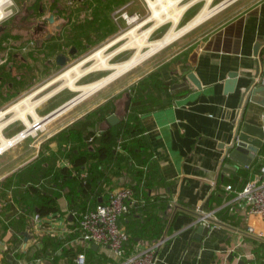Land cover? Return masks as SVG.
Returning <instances> with one entry per match:
<instances>
[{"label":"crops","instance_id":"crops-1","mask_svg":"<svg viewBox=\"0 0 264 264\" xmlns=\"http://www.w3.org/2000/svg\"><path fill=\"white\" fill-rule=\"evenodd\" d=\"M84 1L90 5L77 11L76 27L66 29L62 45L66 53L71 47L78 54L87 51L110 31L109 12L122 6L128 13L132 4ZM258 67L261 76L256 81ZM188 75H194L199 88L188 80L186 88H171ZM229 75L236 76L231 92ZM254 81L264 86V0H235L164 48L126 87L100 89L45 122L42 131L4 149L0 153V263L6 259L11 264H74L75 252L84 247L76 241L77 214L105 203L115 189L129 187L137 203L120 219L130 238L135 235L128 253L164 239L156 264H264V219L249 216L233 201L245 183L258 175L264 142L249 166L225 158L241 95ZM19 93L0 83V105ZM136 93L149 98L151 108L132 121L128 116L135 108ZM127 96L131 101L125 114ZM102 107L123 119L108 127L96 115ZM26 129L16 122L5 126L0 146ZM106 129L141 137L148 159L140 163L129 158L126 164L131 168L116 175L113 168H103L106 178L94 185L91 202L84 208L73 207V199L80 197L74 179H85L90 170L87 164L74 168V157L98 147ZM114 153L119 159L127 158L120 148ZM62 169L70 170L69 178L59 174ZM47 198L56 202L58 210L41 216L38 206ZM200 212L212 216L208 235L197 239L193 230L201 225L197 224ZM249 227L254 234L247 231ZM25 233L30 239L27 245ZM86 254L90 263L106 262L107 251L96 246L88 247Z\"/></svg>","mask_w":264,"mask_h":264},{"label":"rangeland","instance_id":"rangeland-1","mask_svg":"<svg viewBox=\"0 0 264 264\" xmlns=\"http://www.w3.org/2000/svg\"><path fill=\"white\" fill-rule=\"evenodd\" d=\"M160 1L161 0H151L149 6L147 0H123L121 2L122 4L132 3L128 10V15L131 16L137 14L139 16V19L136 20V22L127 25L125 21L121 17H119L121 13L114 16L115 12L120 10L122 6H118V9L115 10L112 9V11L109 12L110 13L109 17L111 18V16H113L111 18L112 25L110 31H107V34L104 35V37L101 40L91 44V47H89L87 51L77 54L75 55V57L70 56L69 62L65 67L57 65L54 61L51 62L48 69L44 71V74L43 75L39 74V77H36V81L33 87L32 88L30 87L28 92L19 93L16 97H13L11 100L7 101L6 103H3V105H0V113L7 112L13 106L18 104L20 101L32 96V94L33 95L36 94L38 91H40L43 88H45L43 92L36 95L33 99L34 101H38V99L43 98L52 91L61 87L64 84V81H56V80H58L66 71L84 62L86 63L81 68L84 71L89 69L93 65L97 64L99 60L96 59L91 60V57L95 55L97 52L102 51V56L103 58L106 59V62L109 65H115L126 62L130 60L138 52L140 53L147 52L149 50V47L146 46L147 44L163 39L166 36V34L170 31V29L173 27L174 24L173 20L169 19V17L167 18L169 13L170 16L178 12L182 7L191 4L182 14L179 23L175 27L176 31H179V29L185 27L186 24L189 23V21L193 20L201 12V10L205 7V4L207 3V0H174V1L170 0L171 2L170 1L168 2V0H164V1L162 0L161 2L167 8V10H165L166 8L162 7ZM224 1L226 0H212L211 4L209 5V8H214L219 4L223 3ZM151 4H155V5L157 4L156 6L159 9L160 17L152 16V14L154 15V13L152 12L153 10L151 8ZM172 4L175 5L171 6ZM167 6L171 8L168 9L169 7ZM0 9L5 14V17L2 20H0V25L3 24L4 22L11 21L10 19L11 16L13 15L12 13H15L18 10L16 8L15 0H7V2H5L4 0H0ZM114 17H117L116 22H113ZM161 19H163V21ZM158 20L162 22H159ZM151 28L153 29L152 32L147 34V32L151 30ZM190 32L191 30L185 33L184 35L180 36L173 43L166 46L165 49L174 45L176 42L180 41ZM139 43H143L144 45L142 47H139ZM163 50L154 53L149 58L144 60L142 63H140L139 65L128 71L127 73H125V75L123 74L122 76L111 82L110 84L104 86L102 89H106L108 87H114V86L126 87V85H128L130 82L136 80L137 77H139V73H141L144 69L148 68L152 63L153 59L155 58V56L158 55ZM112 72L113 70L104 71L100 69L90 71L85 75L77 78L75 80V86L83 87L86 85H90L109 76ZM73 76L74 78H76V74ZM33 78L35 77L33 76ZM54 81H56V83L46 88L50 83H53ZM81 93L82 91L80 90L71 91L69 88L65 87L62 91L55 94L51 99H49L47 102H45L36 109V114H37L36 117H28L29 118L28 125L30 126L33 125V120L37 122L38 119L46 118L45 116H48L49 114L56 111L60 107L73 101L74 99L79 97ZM119 97H121V95ZM12 117H14L13 113L7 114L5 115L3 121H8ZM15 122L17 124H20V127L22 129H24L25 126L28 128V126L27 125L24 126V123H22V121H20L19 119L16 120Z\"/></svg>","mask_w":264,"mask_h":264},{"label":"flooded vegetation","instance_id":"flooded-vegetation-1","mask_svg":"<svg viewBox=\"0 0 264 264\" xmlns=\"http://www.w3.org/2000/svg\"><path fill=\"white\" fill-rule=\"evenodd\" d=\"M15 2L18 10L12 13L11 21L0 25V83L19 93L28 92L51 62L60 65L61 58L67 65L69 57L78 54L75 47L66 53L62 45L66 29L76 27L77 11L90 4L84 0Z\"/></svg>","mask_w":264,"mask_h":264},{"label":"built area","instance_id":"built-area-1","mask_svg":"<svg viewBox=\"0 0 264 264\" xmlns=\"http://www.w3.org/2000/svg\"><path fill=\"white\" fill-rule=\"evenodd\" d=\"M118 14L127 25L131 24V21L135 22L139 19L137 14L130 16L123 11V8L115 12L114 16ZM114 20H117V17H114ZM261 119L264 120V115ZM33 128V133H36L42 131L44 127L42 128L38 123ZM23 133L27 134L23 135ZM20 134L25 138L32 133L26 129ZM227 190H231V187L228 186ZM233 201L240 203L249 216L264 219V163L258 175L249 180L242 190L237 192ZM136 203L133 190L129 187H120L109 194L105 203L96 204L95 207L77 214L74 228L77 235L76 241L84 247L75 252L74 264H156L157 251L164 239H159L133 252H127L130 236L120 225V219L127 215ZM200 216L198 223L209 226L208 220L212 215L200 212ZM247 231L254 234L252 227H249ZM257 236L263 237L261 233ZM92 245L107 251L106 262H89L86 249Z\"/></svg>","mask_w":264,"mask_h":264},{"label":"bare ground","instance_id":"bare-ground-1","mask_svg":"<svg viewBox=\"0 0 264 264\" xmlns=\"http://www.w3.org/2000/svg\"><path fill=\"white\" fill-rule=\"evenodd\" d=\"M4 1L7 2V0H4ZM169 1L170 0H168V2ZM211 2H212V0H207V3L205 4V7L201 10V12L193 20L189 21V23H187L185 27H183L182 29H179V31H176L175 27L179 23V21H180V19L182 17V14L186 11V9L191 4L182 7L178 12H176V13L170 15V16H169V14H170L169 13L167 18L169 17V19L173 20V23H174L173 27L170 29V31L166 34V36L163 39H161L159 41H156V42H153V43L147 44L146 46L149 47V50L147 52H145V53L138 52L130 60H128L126 62H123V63H120V64H115V65H109L106 62V59L103 58V56H102V51L97 52L95 55H93L91 57V60H93V59L99 60L97 62V64L93 65L92 67H90L89 69L84 71L81 68L86 62L81 63V64L71 68L70 70L66 71L59 79L57 78L58 80H56V81H64V84L61 87H59L56 90L52 91L51 93H49L48 95L44 96L43 98L38 99V101H34L33 100L34 97L36 95H38L39 93L43 92V90L45 89V88H43L40 91H38L36 94H34V95L32 94V96H30L28 98H25L24 100L20 101L18 104L13 106L7 112L0 113V139L3 138L2 137V130L4 129V127L5 126L7 127L9 124L14 123L18 119L20 121H22L25 125H27L28 129L30 130V132L33 133L34 132V128H33L34 126L33 125H31V126L28 125V119H29L28 117H36V115H37L36 114V109L39 106H41L42 104H44L45 102H47L49 99H51L55 94H57L60 91H62L65 87L69 88L71 91H78V90L82 91V93H81V95L79 97H77L76 99H74L73 101L69 102L66 105L65 108L69 109L73 105L77 104L78 102L84 100L88 96H90V95L94 94L95 92H97L98 90L102 89L104 86L110 84L111 82H113L114 80H116L117 78L122 76L123 74L125 75V73H127L128 71H130L131 69H133L134 67L139 65L140 63H142L144 60L149 58L151 55H153L154 53L160 51L161 49L165 48L166 46L170 45L175 40H177L180 36L184 35L185 33L189 32L190 30H192L193 28H195L196 26L201 24L203 21L208 19L211 15H213L214 13H216L217 11L222 9L227 1L226 2L224 1L223 3L219 4L218 6H216L214 8H209V5L211 4ZM147 3L150 6L151 0H147ZM153 3H155V2H153ZM160 4L162 5L163 8H166V6L162 2ZM156 5L155 4H151V8L153 10L152 12L154 13V15L152 14V16L160 17L159 16V9L157 8ZM174 5L172 4L171 6H174ZM169 6H167V7H169ZM170 8L171 7H169L168 9H170ZM165 10H167V8ZM166 14H167V12H166ZM0 16H2L3 18L5 17V14L2 12L1 9H0ZM161 20L163 21V19H161ZM162 21H159V22H162ZM130 23H133V21H131ZM152 30L153 29L151 28L150 31H148V32L146 31L147 34L151 33ZM135 43H136V41H135ZM143 45H144L143 43H139V47H142ZM97 69L104 70V71L113 70V72L109 76H107V77H105V78H103V79H101V80H99V81H97L95 83H92L90 85H86V86H83V87L75 86V80L77 78L85 75L86 73H88L90 71L97 70ZM75 74H76V78H74V76H73ZM56 81H54L53 83H50L46 88H48L51 85H53L54 83H56ZM10 113H13L14 117H12L8 121H3L5 115L10 114ZM45 121H47V120H45V118H44V119H38L37 122L41 123V127L43 128V125H45ZM26 134L27 133H23V135H26ZM22 138L23 137L20 134V135H18V137L14 138V139H10V140H7L5 142L3 141L4 144H2V146H0V153L4 149H6L9 146L13 145L14 143H16L18 140H20Z\"/></svg>","mask_w":264,"mask_h":264},{"label":"trees","instance_id":"trees-1","mask_svg":"<svg viewBox=\"0 0 264 264\" xmlns=\"http://www.w3.org/2000/svg\"><path fill=\"white\" fill-rule=\"evenodd\" d=\"M152 77V76H150ZM149 98L138 97V93L135 94L133 99L134 110L130 112L128 118L129 120L136 121V117L140 113L148 112L151 108V104L149 103ZM98 121H105L107 116H109L110 112L106 109V107L100 108L97 112ZM109 114V115H108ZM117 148H120L126 155V157L118 158L114 152ZM87 152H83L78 156L74 157L73 165L74 168H81L83 166L90 165L89 175L85 179H81L79 181L74 179L76 186H78V194L79 198L73 199V207H86L89 201L91 202L90 196H92V190L94 185L99 181L106 178V175L103 174V168H113L114 175L118 174L121 169H129L131 165H127V160L133 159L140 163H145L147 161V155L149 154L148 149L146 148L142 138L135 137L133 133L130 131H113L112 129L104 130L99 138V146L95 147L92 151L89 149H85ZM125 164V165H124ZM59 174L65 176V178L70 177L69 169L59 170ZM140 172H136V175H139ZM57 181L58 178H55ZM246 184V183H245ZM244 187V186H243ZM242 190V189H241ZM240 190V191H241ZM81 201V202H80ZM80 202V203H78ZM38 210L40 211L41 216L48 215L50 213L56 212L57 205L53 199L47 198L41 206H38ZM85 210L83 209V212ZM131 211L124 216H128ZM152 220V219H151ZM75 222V220H74ZM157 227L155 223L152 225ZM138 229L140 232L144 230L143 226ZM137 232V230H136ZM160 232V231H159ZM159 235V234H158ZM133 234L130 238V244L134 242ZM134 237V238H133ZM158 239V236H157ZM159 240V239H158ZM157 241V240H156ZM155 242V241H154ZM91 252V251H90ZM43 255H45V251L42 250ZM89 260V259H88ZM0 264H11L8 260H2Z\"/></svg>","mask_w":264,"mask_h":264},{"label":"water","instance_id":"water-1","mask_svg":"<svg viewBox=\"0 0 264 264\" xmlns=\"http://www.w3.org/2000/svg\"><path fill=\"white\" fill-rule=\"evenodd\" d=\"M226 1L223 7L229 5L235 0ZM257 54L258 48L256 47L254 49V56H257ZM58 62L62 67L66 66L64 60L61 62V58L58 59ZM260 73L261 71L258 67V73L255 77L256 80L261 76H259ZM235 78V75L228 76V79L230 80L228 84L231 85V87H229V89L231 88L229 90L230 92L232 91V86L235 84ZM186 80L190 81L195 87L199 88L194 75H188L184 78L182 84H176L171 88H186ZM262 97H264V86L256 83L255 81L252 82L251 85H249L242 93L241 105L239 107V113L235 123V131L230 145L225 148V158L227 157L232 161L249 166L256 153L261 149L264 142V126L263 120L261 119L262 115H264V103L262 102L264 99L262 100ZM130 101L131 99L127 96V101L124 106L125 114L128 112ZM67 104L49 114L45 118V120H47L45 122H48L65 112L67 110V108H65ZM123 117L124 116L118 117L117 115L112 114L106 119V123L108 127L114 126L115 124H118ZM197 218L199 219L201 216H198ZM208 221L211 224V221ZM209 229L210 226L201 224L196 226L193 231L197 234L196 238L200 239L208 235ZM23 236L25 237L24 242L27 245L30 241L29 236L26 233Z\"/></svg>","mask_w":264,"mask_h":264},{"label":"clouds","instance_id":"clouds-1","mask_svg":"<svg viewBox=\"0 0 264 264\" xmlns=\"http://www.w3.org/2000/svg\"><path fill=\"white\" fill-rule=\"evenodd\" d=\"M3 19V17L2 16H0V20H2Z\"/></svg>","mask_w":264,"mask_h":264}]
</instances>
